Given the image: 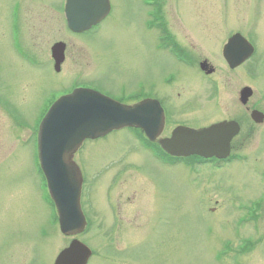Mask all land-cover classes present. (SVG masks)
<instances>
[{"label": "rangeland", "instance_id": "374dc122", "mask_svg": "<svg viewBox=\"0 0 264 264\" xmlns=\"http://www.w3.org/2000/svg\"><path fill=\"white\" fill-rule=\"evenodd\" d=\"M109 2L100 27L75 35L65 25L64 0H0V264H53L76 238L59 232L37 169L36 131L52 96L75 85L116 98L124 85L144 79L153 89L178 70L177 82L160 93L164 135L234 120L238 159L163 168L133 131L87 141L74 155L90 223L77 239L95 253L89 264H264V122L249 116L264 113V0H159L188 66L158 52L148 0ZM235 32L257 54L231 70L222 46ZM57 42L66 45L59 73L50 57ZM244 87L253 95L242 106Z\"/></svg>", "mask_w": 264, "mask_h": 264}, {"label": "water", "instance_id": "95a60500", "mask_svg": "<svg viewBox=\"0 0 264 264\" xmlns=\"http://www.w3.org/2000/svg\"><path fill=\"white\" fill-rule=\"evenodd\" d=\"M108 12V0H68L66 5L69 28L78 33L88 30ZM250 52L249 44L236 35L224 48L223 55L228 65L235 68L250 57ZM52 54L58 71L64 60V45H54ZM201 68L205 69L206 64H202ZM251 96V89L243 88L240 103L246 105ZM251 117L256 123L262 121V115L257 112H253ZM162 126V110L155 101L129 108L99 93L78 89L52 106L40 126L39 152L41 168L59 213L62 234L76 235L85 227L79 204L81 173L72 161L73 154L82 143L126 127L139 128L153 140ZM237 133L238 126L233 122L220 123L200 131L177 128L170 139L160 144L166 152L175 156L225 158L229 142ZM89 256L90 250L85 245L73 241L55 264H86Z\"/></svg>", "mask_w": 264, "mask_h": 264}, {"label": "flooded vegetation", "instance_id": "af4514ba", "mask_svg": "<svg viewBox=\"0 0 264 264\" xmlns=\"http://www.w3.org/2000/svg\"><path fill=\"white\" fill-rule=\"evenodd\" d=\"M166 29L167 30H164V32H163V30L161 29L160 26H158V25L154 26L153 30L155 31V33L157 35L156 41H157V45H158V52L159 53H161V52L167 53V55L171 58V60L174 63L188 66L189 61L187 60V57H185L182 54V51L179 49V46L177 44V41L173 37V35H172V33H171V31L167 25H166ZM238 33L239 32H235V33L227 36L225 38L224 45L227 43V41L232 36H234ZM239 34H241V33H239ZM241 35L247 39V41L250 43V45L253 48V54L250 58V59H252L257 54V46L255 45V43L253 41H251L250 39L245 37L243 34H241ZM224 45L222 46V50H223ZM179 71L180 70L174 71V73H173V75L175 76L174 78L171 76L172 72L169 73L170 74V75H168L169 78H167V80L164 81V84L161 83L160 85L155 86L153 89H151V86H146V81H144V79H138L135 82L133 87H129L127 85H124L123 93H119L120 95H118L124 101L123 103L125 105H135V104L144 102L148 99H154V100L159 102V104L162 107L163 112H164L163 129L161 130L160 135L155 142L149 143V142H147V140H145L144 145H142V146L140 145V146L143 150H145V152L148 153V156L151 159H153L157 163L158 166L163 167V168L176 167L177 163H176V160L174 158H171L169 155L164 153L158 144L159 140L169 138L171 136L173 130L175 129V128L172 129L171 131H169L168 134L164 135L165 125H166L167 108L162 101L163 98L160 96V93L164 90L167 91L168 88H170L175 82H177V80H178L177 77L178 76L180 77V72H181V71L180 72ZM149 90H152L153 92L158 93V96H154V95L150 96L149 94H151L152 92ZM147 91H148V93H147ZM251 111H253V110H251ZM254 111H257V110H254ZM262 114L264 115V113H262ZM228 121H234V120H228ZM234 122H236V121H234ZM263 122H264V119H263ZM177 127L189 128V127L181 126V125L177 126ZM189 129H192V128H189ZM195 130H199V129H195ZM234 139L231 142L230 157H232V155L235 154L234 152H232V143H233ZM236 159H238L237 155H236ZM116 217H117V215H116ZM94 255H95V253L92 254L90 260L93 258Z\"/></svg>", "mask_w": 264, "mask_h": 264}, {"label": "bare ground", "instance_id": "6f19581e", "mask_svg": "<svg viewBox=\"0 0 264 264\" xmlns=\"http://www.w3.org/2000/svg\"><path fill=\"white\" fill-rule=\"evenodd\" d=\"M104 21H105V20H104ZM102 23H103V22H102ZM102 23H101V24H102ZM101 24H100V25H101ZM88 33H89V32H88ZM90 149H92V147H90ZM89 262H90V260H89ZM89 262H88V264H89Z\"/></svg>", "mask_w": 264, "mask_h": 264}]
</instances>
